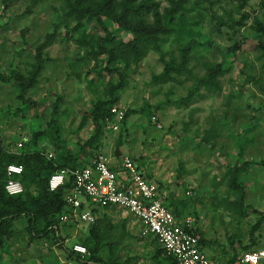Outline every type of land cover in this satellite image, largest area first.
Returning <instances> with one entry per match:
<instances>
[{
    "label": "rangeland",
    "instance_id": "1",
    "mask_svg": "<svg viewBox=\"0 0 264 264\" xmlns=\"http://www.w3.org/2000/svg\"><path fill=\"white\" fill-rule=\"evenodd\" d=\"M153 1L156 14L143 19L155 24L171 13L173 30L125 67L114 48L131 36L117 24L106 21L114 38L103 50L101 28L76 24L63 0H0V147L55 159L68 153L80 166L94 156L116 167L134 160L190 219L209 257L225 263L264 219V0H188L181 10V0ZM182 56L185 72L160 79L164 63L178 66ZM212 70L221 91L196 88ZM112 99L126 115L117 131L94 120ZM236 169L239 189L229 184ZM93 214L102 217L97 264H171L124 210ZM57 229L35 237L24 219L15 222L1 238L0 264H79L67 258L69 245L93 250V225ZM255 236L251 250L264 249V220Z\"/></svg>",
    "mask_w": 264,
    "mask_h": 264
},
{
    "label": "trees",
    "instance_id": "2",
    "mask_svg": "<svg viewBox=\"0 0 264 264\" xmlns=\"http://www.w3.org/2000/svg\"><path fill=\"white\" fill-rule=\"evenodd\" d=\"M2 2L5 3L6 0H2ZM63 2L68 16L76 24H79L83 20H94L97 23L105 35L103 39L101 38L103 50L106 49L108 44H112L114 38L112 30L106 24L107 20L113 24H117L118 28H120L119 31L131 36V40H120L116 43V48H114L116 58L123 60L125 67L133 62V60L141 58L148 48L156 49V39L159 34L169 33L173 30L171 13H166L163 19L157 20L155 24H149L143 19L144 16L149 14H156V3L153 0H63ZM187 2L188 0H181L178 3V9L181 10ZM164 64V71L159 77L160 79L170 78L169 74L171 72L176 74L185 72L187 57L182 56L181 64L178 66H176L173 58ZM196 88H203L209 93H219L221 88L217 79V73L212 70L211 72H207L204 77L196 79ZM115 101L116 99H112L100 103L94 120L106 125L105 121L111 118L109 111ZM125 119L126 115H124L123 121ZM99 131L100 127H97L94 136ZM87 145L89 143L84 144V146ZM88 162L80 166L74 162V159L68 153L64 157L58 156L56 159L53 157V159L48 160L44 153L37 152L35 149L27 153L22 151L19 154H8L0 147V242L5 234L11 233L13 224L22 219L26 221V230L35 237L50 236V234L57 233V217L64 212L63 200L72 187V180L68 177L66 183L54 192L49 191L48 180L56 171L62 169H80L85 167ZM12 164L22 167L21 174L13 177L14 180L20 182L23 188V192L16 196H9L4 191V185L8 178L5 169L8 165ZM244 165L249 166L250 163L245 162ZM240 173V170L236 169L230 175L229 184L234 189H239L240 185L237 180ZM241 202L242 197H239L236 203L241 205ZM174 214L177 218L181 217L180 211L176 208H174ZM263 220L259 218L252 227L249 235V245L242 246L244 252L252 251V246L257 242L255 233L258 231ZM97 224L98 222L93 225L94 229L91 232L95 240L93 250L85 242L81 244L78 242L71 243L67 256L69 260H73V255L69 251L71 246L76 243L84 246L89 252L87 260L78 263L97 264L98 259L95 253L100 245V237L98 236L99 225ZM191 233L198 237L200 246L205 248L206 242L199 236L198 231L192 229ZM167 258L171 264H176L172 258ZM234 258L223 264H232Z\"/></svg>",
    "mask_w": 264,
    "mask_h": 264
},
{
    "label": "built area",
    "instance_id": "3",
    "mask_svg": "<svg viewBox=\"0 0 264 264\" xmlns=\"http://www.w3.org/2000/svg\"><path fill=\"white\" fill-rule=\"evenodd\" d=\"M109 112L111 118L106 119V125L111 131H117V122L124 115L115 107ZM45 157L53 159L52 153H46ZM5 172L8 177L4 185L6 194H21L23 188L13 177L21 174L22 167L8 165ZM68 177L72 180V187L63 200L64 212L57 217L59 225H94L97 219L93 210L119 208L140 224L142 236L153 238L176 264H223L206 254L198 237L191 233L190 219L175 216L170 204L163 199L159 185L132 159L124 157L120 167H116L109 165L104 157L96 156L83 168L56 171L48 180L49 191H57ZM69 252L73 261L78 258L79 263L89 256L87 249L76 243ZM232 264H264V249L242 252Z\"/></svg>",
    "mask_w": 264,
    "mask_h": 264
},
{
    "label": "crops",
    "instance_id": "4",
    "mask_svg": "<svg viewBox=\"0 0 264 264\" xmlns=\"http://www.w3.org/2000/svg\"><path fill=\"white\" fill-rule=\"evenodd\" d=\"M97 210H99V209H95L94 212L97 211ZM95 216H96V219H97V220H100L99 218H102V217H98L97 214H96ZM98 224H99V223H98ZM157 244H158V243H157ZM205 251H206V250H205ZM206 253H207V251H206ZM207 254H208V253H207ZM208 256H209V254H208Z\"/></svg>",
    "mask_w": 264,
    "mask_h": 264
},
{
    "label": "water",
    "instance_id": "5",
    "mask_svg": "<svg viewBox=\"0 0 264 264\" xmlns=\"http://www.w3.org/2000/svg\"><path fill=\"white\" fill-rule=\"evenodd\" d=\"M115 156H116V157H118V156H119V153H118V152H116V153H115Z\"/></svg>",
    "mask_w": 264,
    "mask_h": 264
}]
</instances>
